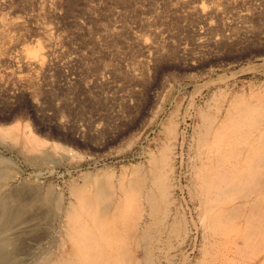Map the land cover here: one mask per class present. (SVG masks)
Instances as JSON below:
<instances>
[{"label":"rangeland","instance_id":"374dc122","mask_svg":"<svg viewBox=\"0 0 264 264\" xmlns=\"http://www.w3.org/2000/svg\"><path fill=\"white\" fill-rule=\"evenodd\" d=\"M62 262L264 264V0H0V264Z\"/></svg>","mask_w":264,"mask_h":264},{"label":"bare ground","instance_id":"6f19581e","mask_svg":"<svg viewBox=\"0 0 264 264\" xmlns=\"http://www.w3.org/2000/svg\"><path fill=\"white\" fill-rule=\"evenodd\" d=\"M161 176H162V173H159L158 171H153V173H152V177H151V183H152V188H150V189H153V186H155V185H158L159 184V182H160V180H161ZM149 189V190H150ZM148 192V191H147ZM146 199H147V202H148V204H149V206H150V213H151V215H154V213H156L157 212V208H156V204H158L157 203V201H158V199L160 200V198L159 197H157L154 193H153V190H151V193L149 192V193H147V196H146ZM85 241V240H84ZM86 243V241L82 244V246L83 247H86L84 244ZM81 246V247H82ZM82 247V248H83ZM81 248V250H84V248L82 249ZM87 248V247H86ZM86 250V249H85ZM82 252V251H81ZM83 254V253H82ZM85 254V253H84ZM85 257H86V255H85ZM67 263V262H66ZM61 264H63V262L61 263ZM65 264V263H64ZM68 264H71V263H68Z\"/></svg>","mask_w":264,"mask_h":264}]
</instances>
